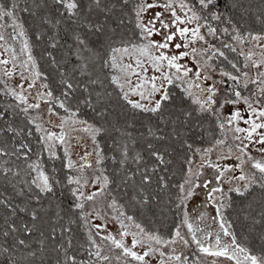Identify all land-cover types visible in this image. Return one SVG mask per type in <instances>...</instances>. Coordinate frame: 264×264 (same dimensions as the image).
I'll return each instance as SVG.
<instances>
[{"label":"snow or ice","instance_id":"6c2138e0","mask_svg":"<svg viewBox=\"0 0 264 264\" xmlns=\"http://www.w3.org/2000/svg\"><path fill=\"white\" fill-rule=\"evenodd\" d=\"M0 264H264V0H0Z\"/></svg>","mask_w":264,"mask_h":264},{"label":"trees","instance_id":"16d2710c","mask_svg":"<svg viewBox=\"0 0 264 264\" xmlns=\"http://www.w3.org/2000/svg\"><path fill=\"white\" fill-rule=\"evenodd\" d=\"M252 5V11L256 12L260 9L261 6V0H250ZM25 19L28 20L27 16H25ZM29 23H31L30 20H28ZM39 52V50H38ZM37 52V54H38ZM143 119V117H141ZM190 141H195V146H200L201 141L197 135V132H192L189 136ZM206 146V144L204 145ZM256 196H259V192L257 191ZM253 197H248L247 199L240 198L238 196L233 195V207L226 211L225 215L227 219L233 224L234 230L237 232L238 236L243 237L244 235L249 234V226L251 224V220H245V215H247V211H242V209L245 208L246 204L251 201ZM259 211L258 206L253 204V210L252 214L255 215ZM256 231H260V228L257 227ZM253 243L256 244L257 241L253 240Z\"/></svg>","mask_w":264,"mask_h":264},{"label":"rangeland","instance_id":"374dc122","mask_svg":"<svg viewBox=\"0 0 264 264\" xmlns=\"http://www.w3.org/2000/svg\"><path fill=\"white\" fill-rule=\"evenodd\" d=\"M218 163L221 165V167L225 165L224 161H218ZM234 163L239 162L235 161ZM200 183L204 184L205 186L202 189L197 190V197L195 198V202L191 205L192 214L195 216L198 212H203L209 217L214 216L215 202L211 198L214 195L211 189L219 186L220 179L217 177L215 170L206 169L200 178ZM207 223L212 225L211 219H209ZM200 226L205 227V224L201 223ZM216 227H218V225H212V227L208 230H214Z\"/></svg>","mask_w":264,"mask_h":264}]
</instances>
